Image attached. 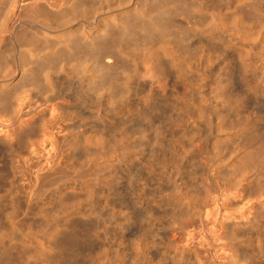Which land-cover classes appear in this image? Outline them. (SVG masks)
Here are the masks:
<instances>
[{"label": "bare ground", "instance_id": "6f19581e", "mask_svg": "<svg viewBox=\"0 0 264 264\" xmlns=\"http://www.w3.org/2000/svg\"><path fill=\"white\" fill-rule=\"evenodd\" d=\"M18 97L23 108L12 120L1 115L0 144L7 148L35 118H70L83 176L73 182L79 195L72 205L57 200L63 221L80 223L77 232L66 225L69 234L56 247L63 223L43 214L44 203L38 208L45 217L36 209L32 219H44L33 230L26 217L10 215L18 221L0 232V264H56L50 257H60L52 253L70 255V243L87 250L89 264H184L189 249L164 248L166 259L156 237L166 240L183 224L179 203L195 163L219 162L227 179L264 194V0H0V112L10 113ZM50 129L44 144L54 152L58 135H69ZM138 207L145 220L128 240L124 229ZM257 212L228 223L254 230L259 244L251 259L264 255V200Z\"/></svg>", "mask_w": 264, "mask_h": 264}, {"label": "rangeland", "instance_id": "374dc122", "mask_svg": "<svg viewBox=\"0 0 264 264\" xmlns=\"http://www.w3.org/2000/svg\"><path fill=\"white\" fill-rule=\"evenodd\" d=\"M6 5H3V7L5 9L7 8V7H5ZM7 9L5 11H8ZM74 24H78V23L74 22ZM66 29H68V27ZM62 30L64 31L65 29L62 28ZM62 30L60 28L59 29L55 28V31L56 32L58 31L59 33H61ZM5 35L3 34V38L6 39L7 42L4 43V46L6 47V44H7V47L9 48L10 44L12 43V40L8 34H5ZM26 95L23 94V96H24L23 97L20 94L19 96H21L24 100ZM22 98L18 97L11 102L10 107H9V109L12 108L10 110L11 112L9 113V110H7L8 112L5 111L8 116L5 114V112L4 113L0 112V117H1L0 120H3V116H5V118H4L5 120L7 119V120L11 121L13 110L19 109L18 106L23 102L21 100ZM17 99H19L21 101H19ZM21 105H20L19 110H21L23 108V104H21ZM8 113L10 114L11 117L9 116ZM1 115H3V116H1ZM63 116H65V115L61 114V115H57L56 117L46 115V116H44L45 118L44 117H41V118L39 117V119L35 118L36 122L34 120L33 121L34 123L32 122L33 125L30 128H28V130H25V131H28L29 133L22 131L18 137L11 138L12 139L11 146L8 145V148H7V146L5 147V145L3 146V144H0V199H1V201H0V229H2L0 232L5 231L8 233L9 228L10 227L12 228V226H10L9 224L12 223L11 225H13V221L11 222V220H14V219L17 220V218H15V217H18L19 221H21L22 219L24 221V218L26 217L24 222H26L27 225L30 224V225H28L30 228L32 225L36 226V223L38 222V220L40 218L39 219L37 218V220H33V219L34 218L36 219V217L39 215V216H43V217H45V216L50 217L51 222L58 223V225H59V222H60V224L63 223L60 225V227H62V225H63V227L62 228L59 227L60 229H58V233H57L60 236L63 233L61 236V239H60V236L59 237L56 236L58 238H55L56 239L55 243H54V239L51 240V243L53 241L54 246L56 245V247H58L60 240H62L63 237H64L63 238V240H64L65 236L67 237V235L69 234V229L71 227H69L68 229L66 227L70 225L69 224L70 221H69V223H65L66 222L65 220H64L65 222L63 221V217H61L62 215H60V213L63 211H61L60 209L64 210L63 205L66 204L67 199H68L69 203L67 202L68 204H66V205L70 206L75 202V200H72V199L77 200V198H78L79 193H78V191L75 190V186H74L73 182H75L76 180L78 181L81 178V176H83L82 168H81L79 162L80 163L82 162L84 154L82 151L83 149L81 147L75 146V144L73 146V143L71 142V141H73L72 134L70 133V127L68 126L70 124V118L67 119L68 117H66V116L63 117ZM8 117L11 119H8ZM37 119H38V121H37ZM7 120L5 122L9 123V121H7ZM50 128H65L66 129L65 134H68L69 137L71 136V138L67 137V139H65L63 134L60 136L58 135V137L60 139L62 138V136L64 137L61 140L62 141L65 140L64 141L65 143L62 142L58 138V143L59 142L60 143H59L58 147L54 150L55 155L58 154L57 156L54 155V152L52 151V149L50 148V146L48 144H44V140L46 139L47 135L49 134V131L51 130ZM23 132H25V133H23ZM4 135H6V134H4ZM3 137H6V138H4L6 140L10 139V138H7L8 137L7 135L3 136ZM47 140H48V138L45 140V142ZM61 143H63V144H61ZM46 145H47V147L49 146L50 149L47 148ZM45 149L47 150L48 153H49V151H51L52 154H50V155H52L54 157L51 156V158H50L49 154H47L45 152L46 151ZM48 149H49V151H48ZM39 154H41L45 160L41 159V155H39ZM47 159H49V160L47 161ZM39 160H40V162H39ZM50 160L53 162H51ZM41 161H43V162H41ZM45 162L47 164H45ZM54 162H55V164H54ZM217 163H219V162H217ZM217 163H214V166L212 165L213 163H211V164H209V166H206V168H204V166H202V164L195 163L193 169L195 167L196 168H195V171H193V173L195 176H198V177H195V176L193 177V174H187L189 171H186V174L188 175V176L187 175L186 176L188 177V179L186 181L184 180L185 181L184 187L186 186V183H187L188 184L187 187H189V188L185 187L184 191L186 193V196L183 197L180 200L181 202L179 203V206H180L179 212L181 215V219H180L181 221L179 220V222L183 223L185 226L183 224H181V226L178 225V227H177L176 226L177 224L175 225L173 223L175 225V227H177V229L174 228L173 232L170 231V235H169L170 238L169 237L167 238L168 241H167V239L166 240L162 239L161 236H157L156 237L157 238L156 240H158L157 242L162 240L163 245L160 248L158 245H156V247H158L157 249L162 248L161 254L164 253L163 256L165 255V257L166 256L169 257V255L167 254V251L164 250V248L166 249L167 247H171L173 249L175 247L176 248L180 247V248L189 249L188 250L189 253L185 259L186 262H184V264H264V255H263V257H261L262 255L261 256L258 255L255 258L251 259L252 257H254V255H253L254 251L253 250L256 251V249L258 248L255 246H258V244H259L258 242H256L257 239L254 240V237L256 238L254 230H252V229L250 230V229H248V227H243V226H237V227L228 226L229 225L228 223L230 221H234V219L236 217H242L246 220L249 217H254L256 215V213H258L257 212L258 205L260 203H262V201L264 200V194L262 195L261 193H257V192H259V191H257V188H255L254 185H251L252 187L249 186V184L247 182L241 183V182H239V180L237 181V179H236L235 181H237L238 182L237 183L234 180L232 182L231 179H227L228 177L225 175L226 171L223 168L222 169L219 168L220 169L219 170L218 167H220V166ZM197 165H199V166H197ZM205 173H206V175H205ZM212 173L215 174V175L213 174L214 177H213ZM202 174L204 175V177ZM75 176H77V177H75ZM215 176H216V179H218V180L215 179ZM218 176H219V178H218ZM222 178H223V180H222ZM195 179H197V180H195ZM224 179L226 181H224ZM68 180H70V181H68ZM188 180H189V182H188ZM192 180L193 181L195 180L194 182L196 184ZM219 181L222 183H220ZM64 182H65V186H64ZM191 182H193V183H191ZM201 182L203 183V185L201 184L202 186L200 185ZM68 183H70V184H68ZM197 184H199V186ZM43 185H44V187L46 185V187L44 188ZM126 185L127 184L125 183L124 184L125 188L127 187ZM194 185L195 186L197 185L198 187L196 188ZM236 185H237V187H236ZM41 187H42V190H41ZM200 187L202 189H200ZM203 188H204V190H203ZM205 188L208 191L205 190ZM45 189H47V190H45ZM193 189H195V190H193ZM249 190H250V192H249ZM166 191H167V192H165L166 194H169V193L171 194V192H173L174 190H171V191L166 190ZM40 192H42V193H40ZM188 194H190V195L188 196ZM126 196L127 197L129 196L128 197L129 199L127 197L124 198V200L126 199L125 201L123 200L124 203L126 202L125 203L126 205L125 204L124 205H125V207H127V206L130 207V203L132 204V202H131L132 196L127 195V194H126ZM57 198L58 199L60 198L62 200L61 204L63 202H65V204L63 203V205H61L59 202L61 200L59 199V201H58ZM54 199H56V201L58 203ZM70 199L72 200V203H70L71 202V201H69ZM50 200H52V201H50ZM36 201L38 202L37 204L39 206H37L35 204L36 207H33L34 203H36ZM13 202H14V204H13ZM50 202H52V203H50ZM53 202H55V204ZM16 203H18V204H16ZM43 203L45 204L44 207H42ZM11 204H12V206H11ZM49 204L50 205L52 204V206H50ZM13 205H15L14 209H18V211L14 210L12 208ZM58 205H61V207H59ZM66 205H65V208L68 207ZM107 205H108V203H107ZM40 206L43 209V214H46L45 216L39 212ZM107 207H109V206H107ZM111 207H112V204L110 205L109 208H111ZM129 207H127V208L131 210V207L130 208ZM45 208L47 209V212H46ZM104 208H105L104 210L103 209L101 210L102 215H103L102 218L105 219L106 226H108V224H107L108 219H107V217H105V216H108L107 215L108 212L106 211L107 210L106 206H104ZM139 208L142 212H140ZM36 209H37V212H39L42 215H40L39 213L37 215ZM55 209L58 212H59V210L61 212L58 213L57 211H55ZM108 210H110V209H108ZM133 211H132V213L134 214V216L132 214V216H133L132 218L136 219L137 221L131 220L133 222L130 221V223H127V225H128L126 227L127 229L126 228L124 229V230H126V231H124V235L125 236L127 235L126 238L128 240H130V239L133 240L132 238L134 237V235H136V233H135L136 228H137L136 225L138 224V226H141V224L144 222L143 220H145V216H144V218H142V216L146 215L145 213H143L144 210L141 207L133 209ZM29 213H30V215H29ZM49 213H51L50 214L51 216H53L54 214L55 215L58 214V215H56V216L54 215V218H51ZM10 215H13L15 217L12 218V216H10ZM184 216H186V217H184ZM32 217H33V219H32ZM70 218H72V217H70ZM78 218L74 217V218H72L73 220L71 219V225L70 226H72L74 228H71L70 232H73V231L77 232L78 231L77 228L79 226L78 224L80 223ZM43 219L41 218V220L38 223L40 224L41 221H43ZM120 219H122V218H120ZM8 220H10V222H8ZM26 220L29 221L30 223L27 222ZM54 220H56V221H54ZM138 220H141L140 221L141 223L138 222ZM31 222H34V223L36 222V223L32 224ZM73 222L74 223L77 222L78 226L76 225V223L74 224ZM64 223H65V225H64ZM39 224H37V225H39ZM27 225L24 228L25 230L29 229V227L27 228ZM179 226L181 228H179ZM183 227L185 228V230L183 229ZM33 229L34 228L32 227L29 230H33ZM72 229H74V230H72ZM181 229H183L184 231L183 230L181 231ZM61 230H62V232H60ZM180 232H182V233H180ZM171 238H173V239H171ZM247 240H249V241H247ZM260 240L262 242H264V237L261 238ZM62 241H61V243H62ZM175 242H178V243H175ZM51 243H50V246L53 244V243L52 244ZM71 244L72 243H70V247H73L74 249L73 248H71L73 250L70 249L71 250L70 255L64 254L65 256H68V257L64 258L63 254H62L63 256H61V253L58 254L59 252H57V251H55L56 252L55 253L54 250H52V252H54V253H52V252L51 253L57 254V256L60 258L56 259V255L51 256V254L49 253L50 251L48 252L49 255H47V256H51L50 257L51 259L56 260L57 261V262L55 261L56 264H85V262L89 264L90 259L87 260L85 258L87 256H90L89 253L86 252L87 250L83 249V248H79L77 246H74L73 244L71 246ZM251 244H252V246H251ZM255 244H257V245H255ZM254 248H256V249H254ZM76 249H77V251H76ZM74 250L77 252V253L75 252L76 254H74V252H72ZM152 250H154V249H152ZM85 252H86V254H85ZM72 254H73V256H72ZM254 254H256V253H254ZM84 255H86V256H84ZM70 256H72V257H70ZM259 256H260V258H258ZM167 257H166V259H167ZM71 258H73V259H71ZM81 258H85V259H81ZM61 259H64L66 261H62ZM82 261H83V263H81ZM126 261H127L126 263L128 264L130 259H126ZM152 262L154 264H156V260L152 261Z\"/></svg>", "mask_w": 264, "mask_h": 264}]
</instances>
